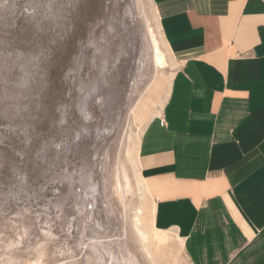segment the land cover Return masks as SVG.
<instances>
[{"label":"rangeland","instance_id":"rangeland-1","mask_svg":"<svg viewBox=\"0 0 264 264\" xmlns=\"http://www.w3.org/2000/svg\"><path fill=\"white\" fill-rule=\"evenodd\" d=\"M152 31L166 52L150 0H0V264H191L137 221Z\"/></svg>","mask_w":264,"mask_h":264},{"label":"crops","instance_id":"crops-1","mask_svg":"<svg viewBox=\"0 0 264 264\" xmlns=\"http://www.w3.org/2000/svg\"><path fill=\"white\" fill-rule=\"evenodd\" d=\"M150 2L173 66L138 142L153 224L191 264H264V0Z\"/></svg>","mask_w":264,"mask_h":264},{"label":"bare ground","instance_id":"bare-ground-1","mask_svg":"<svg viewBox=\"0 0 264 264\" xmlns=\"http://www.w3.org/2000/svg\"><path fill=\"white\" fill-rule=\"evenodd\" d=\"M152 34L154 36L153 41H154L155 52H156L155 59H154L155 65H156V67H159V68H166L169 65L167 50L165 49L166 50V52H165L164 50L161 49L159 40H157V38L155 37V34H154L153 31H152ZM138 142H139V137H138ZM138 142H137V147H136L135 154H137ZM137 173H138V179H139V182H140L142 188L144 189L145 193L149 196V194L146 191L142 176L140 175L139 171ZM150 200H152V198ZM148 209H149L148 210L149 211V220L145 217L147 219L146 221H144V213H143L142 209L141 208L138 209L140 214L137 213L138 214L137 215L138 216L137 217V221L140 222V223L142 222L143 225H144V228H145L142 231L140 230L142 232L141 234H143V236H146V237L148 236L152 240H157V241L158 240H164V238H166L168 236V232L169 231L168 230H159V229L155 228V226L153 224V219H152L153 218V212H154V202H153V200L151 201V204L149 205ZM176 237L181 241V238L178 235H176Z\"/></svg>","mask_w":264,"mask_h":264},{"label":"built area","instance_id":"built-area-1","mask_svg":"<svg viewBox=\"0 0 264 264\" xmlns=\"http://www.w3.org/2000/svg\"><path fill=\"white\" fill-rule=\"evenodd\" d=\"M163 122V121H162Z\"/></svg>","mask_w":264,"mask_h":264}]
</instances>
